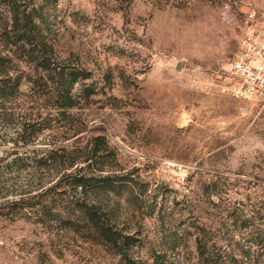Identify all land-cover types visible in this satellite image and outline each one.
I'll list each match as a JSON object with an SVG mask.
<instances>
[{
	"label": "rangeland",
	"instance_id": "374dc122",
	"mask_svg": "<svg viewBox=\"0 0 264 264\" xmlns=\"http://www.w3.org/2000/svg\"><path fill=\"white\" fill-rule=\"evenodd\" d=\"M35 3L55 50L85 70L75 94L89 95L50 120L22 82L11 114L0 112V264L110 263L107 249L39 210L69 212L81 196L72 174L93 178L86 200L132 235L144 264H189L196 238L245 257V240L264 231V110L229 93V63L264 22V0ZM21 120L31 125L19 138Z\"/></svg>",
	"mask_w": 264,
	"mask_h": 264
},
{
	"label": "trees",
	"instance_id": "16d2710c",
	"mask_svg": "<svg viewBox=\"0 0 264 264\" xmlns=\"http://www.w3.org/2000/svg\"><path fill=\"white\" fill-rule=\"evenodd\" d=\"M0 10L3 11L0 12V112L11 114L7 106L9 99L15 97L22 82H26L30 90L29 97L46 108L45 118H68L69 111L78 104L80 98L89 95L85 87L82 88L83 95L74 92L75 84L86 76L85 70L55 50L56 45L48 36V15L41 4L35 3V0H0ZM30 125L29 120L16 123L19 138ZM97 137L103 141L102 136ZM92 147L95 149L94 144ZM56 150L55 147L46 149L44 163L48 159H55ZM68 165L73 166L74 162ZM69 176H72L69 188L73 191L78 188L77 192L81 194L79 197L84 198L69 201L70 210L65 216L53 213L54 206L40 203L42 215L56 219L61 228L77 232L85 241H91L103 250L107 249L112 257L109 264H144L132 255V235L112 225L101 207L86 200L89 181L93 178L85 174ZM242 227L248 226L244 224ZM245 242V248L241 249V255L245 257L236 260L226 251H211L212 244L208 245L206 240L196 238V256L192 261L189 260V264H241L242 260L246 264H258L260 258L264 262V231L251 234ZM164 264L174 262L167 261Z\"/></svg>",
	"mask_w": 264,
	"mask_h": 264
},
{
	"label": "built area",
	"instance_id": "2783aa9c",
	"mask_svg": "<svg viewBox=\"0 0 264 264\" xmlns=\"http://www.w3.org/2000/svg\"><path fill=\"white\" fill-rule=\"evenodd\" d=\"M248 11L247 17L254 18ZM232 81L229 93L234 98L252 100L264 110V22L247 28L240 49L229 63Z\"/></svg>",
	"mask_w": 264,
	"mask_h": 264
}]
</instances>
